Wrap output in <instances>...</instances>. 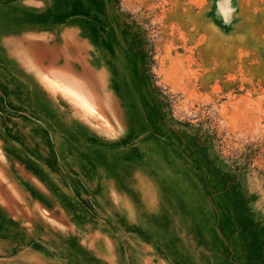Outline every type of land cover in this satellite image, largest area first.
<instances>
[{
	"label": "rangeland",
	"instance_id": "1",
	"mask_svg": "<svg viewBox=\"0 0 264 264\" xmlns=\"http://www.w3.org/2000/svg\"><path fill=\"white\" fill-rule=\"evenodd\" d=\"M0 264H264V0H0Z\"/></svg>",
	"mask_w": 264,
	"mask_h": 264
},
{
	"label": "bare ground",
	"instance_id": "2",
	"mask_svg": "<svg viewBox=\"0 0 264 264\" xmlns=\"http://www.w3.org/2000/svg\"><path fill=\"white\" fill-rule=\"evenodd\" d=\"M64 92H66L68 95L70 94L72 97L76 98L80 103H82L83 105H86L87 108L93 109L92 105L87 100H85L81 95H79L78 93H76L75 91H72V90H69V89H65Z\"/></svg>",
	"mask_w": 264,
	"mask_h": 264
},
{
	"label": "clouds",
	"instance_id": "3",
	"mask_svg": "<svg viewBox=\"0 0 264 264\" xmlns=\"http://www.w3.org/2000/svg\"><path fill=\"white\" fill-rule=\"evenodd\" d=\"M225 3L230 4V0H224ZM234 11V9H233Z\"/></svg>",
	"mask_w": 264,
	"mask_h": 264
}]
</instances>
